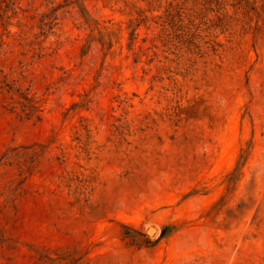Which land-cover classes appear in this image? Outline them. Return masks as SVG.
Masks as SVG:
<instances>
[{
	"label": "rangeland",
	"instance_id": "obj_1",
	"mask_svg": "<svg viewBox=\"0 0 264 264\" xmlns=\"http://www.w3.org/2000/svg\"><path fill=\"white\" fill-rule=\"evenodd\" d=\"M0 264H264V0H0Z\"/></svg>",
	"mask_w": 264,
	"mask_h": 264
},
{
	"label": "trees",
	"instance_id": "obj_2",
	"mask_svg": "<svg viewBox=\"0 0 264 264\" xmlns=\"http://www.w3.org/2000/svg\"><path fill=\"white\" fill-rule=\"evenodd\" d=\"M180 9H181V7H180L179 5H174L173 2H171V3L169 4V10H168V11H169V15H172L171 12H172V11H175L176 14H175L173 17H179V19H180L181 16H182ZM26 101L28 102V104H27V105L23 104V107H24V109H23V113H25V114L28 115V116H32V115H34L36 112H38V107H37L36 105L32 104V103H33L32 100L26 98ZM17 155H18V153H16L15 155H13V158L17 157ZM5 156H7V154H6ZM28 170H30V168H29ZM19 185H20V184H19ZM19 188H20V187L18 186L17 188L14 189L13 196L15 195V192H16ZM9 200L13 201L14 199H11V198H10Z\"/></svg>",
	"mask_w": 264,
	"mask_h": 264
},
{
	"label": "bare ground",
	"instance_id": "obj_3",
	"mask_svg": "<svg viewBox=\"0 0 264 264\" xmlns=\"http://www.w3.org/2000/svg\"><path fill=\"white\" fill-rule=\"evenodd\" d=\"M157 232L158 231H157V228L155 226L150 227V229H149L150 234H156Z\"/></svg>",
	"mask_w": 264,
	"mask_h": 264
},
{
	"label": "water",
	"instance_id": "obj_4",
	"mask_svg": "<svg viewBox=\"0 0 264 264\" xmlns=\"http://www.w3.org/2000/svg\"><path fill=\"white\" fill-rule=\"evenodd\" d=\"M149 232V231H148Z\"/></svg>",
	"mask_w": 264,
	"mask_h": 264
}]
</instances>
